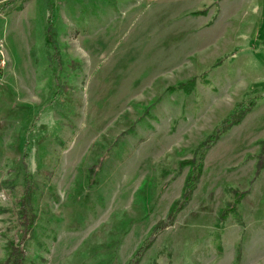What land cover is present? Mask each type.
Segmentation results:
<instances>
[{
  "label": "rangeland",
  "instance_id": "374dc122",
  "mask_svg": "<svg viewBox=\"0 0 264 264\" xmlns=\"http://www.w3.org/2000/svg\"><path fill=\"white\" fill-rule=\"evenodd\" d=\"M9 1L0 262L13 242L24 264H126L179 197L178 161L264 92V0H51L50 45L47 0ZM263 139L264 97L206 153L191 199L138 264H264ZM27 182L31 229L19 212ZM228 187L248 191L231 204L240 222L218 219Z\"/></svg>",
  "mask_w": 264,
  "mask_h": 264
},
{
  "label": "trees",
  "instance_id": "16d2710c",
  "mask_svg": "<svg viewBox=\"0 0 264 264\" xmlns=\"http://www.w3.org/2000/svg\"><path fill=\"white\" fill-rule=\"evenodd\" d=\"M17 0H10L9 3H15ZM22 1V0H21ZM6 4H3L1 7H4ZM53 3L51 0H47V12H48V24H47V34L45 36L46 44L50 45L52 43V39L49 36V32H51V25L53 21L49 20L51 14H53ZM22 4L17 5V11L22 10ZM3 9V8H2ZM194 15L199 14V12H193ZM196 78H191L186 82L179 83L180 87H183L186 92H189L195 86ZM264 97V92L261 96H254L242 99L236 103H234L233 107H231L230 112L223 118L221 121L212 129V131L194 148L189 158L181 159L178 161V170H181L185 167L188 168L187 173L184 177L182 188L180 195L177 199H175L170 205L166 216L159 220L150 230L148 236L140 243V246L136 249L132 257L126 262V264H138L141 255L145 253V251L149 248L152 241H154L155 237L164 231L167 227L173 224V221L176 215L181 211L191 199L193 192L195 191L197 184L199 183V179L203 172L204 167V158L206 153L213 147V145L220 139L222 135H224L228 130L232 127L240 124L246 115L254 108L260 98ZM259 151L256 154V173L254 176L257 177L259 171H264V139L258 141ZM30 184L27 182V187L25 191L26 201L22 204L19 212L23 216V225L28 228H32L35 223L36 216L33 212V208H31V190ZM227 194L226 205L225 207H221L217 213L218 219L221 221L225 217L232 216L237 218L238 221H241V217L235 212V208L231 204H240L241 200L248 193L238 192L233 188H226L225 190ZM236 192L238 195V199L235 202H230L232 199V193ZM234 210V212H233ZM29 229V230H30ZM28 230V231H29ZM8 251L6 258L0 264H24L25 255L21 247L17 246V244L10 242L5 247Z\"/></svg>",
  "mask_w": 264,
  "mask_h": 264
},
{
  "label": "crops",
  "instance_id": "0c3cea01",
  "mask_svg": "<svg viewBox=\"0 0 264 264\" xmlns=\"http://www.w3.org/2000/svg\"><path fill=\"white\" fill-rule=\"evenodd\" d=\"M242 201V200H241Z\"/></svg>",
  "mask_w": 264,
  "mask_h": 264
}]
</instances>
